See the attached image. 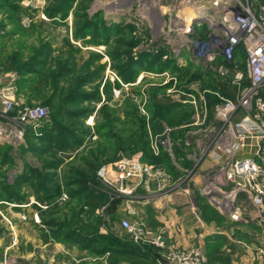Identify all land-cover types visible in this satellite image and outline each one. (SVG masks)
Segmentation results:
<instances>
[{"label":"rangeland","instance_id":"374dc122","mask_svg":"<svg viewBox=\"0 0 264 264\" xmlns=\"http://www.w3.org/2000/svg\"><path fill=\"white\" fill-rule=\"evenodd\" d=\"M191 2L0 0V47L8 52L5 59H0V83L10 81L22 89L20 92L25 95L27 106L48 108L47 118L33 123L35 134L50 125V100L62 107L61 126L75 130L77 134H82L86 128L91 130L82 135L87 138L78 147L61 143L59 150H47V145L37 139L31 147L26 131L19 134L17 126L0 119V264H30L28 251L31 247L23 239V228L28 226L30 219L38 224H29L31 230L27 229V232L45 242L63 243L66 247L93 242L78 236L92 231L89 228L92 220L88 209L78 208L63 186L68 166H55V163L70 152L88 149L95 141L110 143L117 152V157L102 162L97 170L100 181L113 196L107 208L97 210L104 218L101 232L110 231L128 241L129 237L120 226L121 220L137 210L141 200L146 202L150 214L151 202L163 198L164 206L174 205L177 212L182 213L180 226L187 221L203 222L207 229L212 228L210 223L218 224L222 230H233L235 239L261 248L264 255V220L247 198L241 196L238 201L245 213L253 211L245 225L229 222L209 200H198L199 186L215 187L218 184V165L228 156L211 151L196 164L201 149L199 134L193 135V132L210 123L219 128L215 120V105L219 100L205 90L210 89L216 79H229L230 76H222L215 65L194 62L192 42L207 37L209 24L206 19H200L197 22L200 25L192 34L183 32L184 25L198 5H208L210 0ZM149 53L153 55L144 59L143 56ZM154 55H159L160 60H174L179 69L152 68L150 62L155 59ZM243 61L242 57L237 63ZM7 72L10 75H6ZM188 93L194 94L198 102L206 96V125L195 124L202 107L187 101ZM25 106L15 103L13 109L20 111ZM96 125L101 126L99 134ZM145 131L152 152L156 156L166 152L173 167L168 168L150 156L144 158L145 149L137 142ZM57 134L63 133L59 130ZM61 141L58 139L56 143ZM122 141L126 143L122 144ZM133 157L153 166L157 174L148 178V183L123 181L124 186L133 189L131 194H124L119 191L121 180L115 166L117 162ZM107 165L111 166V172L104 176L110 183L100 175L102 167ZM34 183H41L47 189L59 188L56 194L51 192L55 198L47 199L52 203L38 201ZM184 190L189 191L185 193ZM221 190L228 194L231 186L224 185ZM17 195H23L25 199L8 200ZM29 200L31 206L24 207ZM37 206L46 212L44 216L56 218L60 223H44ZM162 216L159 224L167 226L169 216L167 213ZM150 221L147 220L148 227L160 229ZM215 236L206 235L207 246L217 243L219 247L225 244L227 247L221 252L207 247L212 264H232L231 260L237 257L240 261V256L247 255L243 242L233 243L225 235ZM169 237L167 240L174 249L203 242L197 236H192L186 244L174 235ZM184 238L187 239V235ZM41 253L46 254V264H70L69 251L55 254L51 246ZM54 255L61 256L55 259ZM123 258L128 264H155L130 254Z\"/></svg>","mask_w":264,"mask_h":264},{"label":"built area","instance_id":"2783aa9c","mask_svg":"<svg viewBox=\"0 0 264 264\" xmlns=\"http://www.w3.org/2000/svg\"><path fill=\"white\" fill-rule=\"evenodd\" d=\"M187 1L192 3V0ZM205 6L202 3L197 9ZM209 9L207 37L192 42L194 62L215 65L222 76L229 75L236 93L230 97L219 91L205 90L219 99L215 105L218 129L211 123L206 125V96L203 95L198 102L194 94L188 93L187 101L195 106L199 103L202 107L195 124L206 125L193 132V135L199 134L201 149L195 163L198 164L211 151H220L228 156L218 165V184L215 187L199 186V191L233 221L248 222L251 219L250 215H244L243 207L238 203L241 196L257 208L258 215L264 220V3L260 0H210ZM197 22L195 17L187 20L183 32L192 34L200 25ZM238 48L243 49L245 68L237 63ZM15 91L13 84H0V119L17 126L18 133L22 134L28 124L46 118L48 108L25 106L19 114L11 113ZM158 152L156 149V154ZM115 167L121 180L119 191L124 194H131L133 189L124 186L123 181L148 183V178L157 174L153 166L138 157L119 161ZM109 172V165L100 171L107 183L110 182L105 176ZM224 185L231 186L228 194L221 190ZM161 187L158 184V189ZM188 191L184 190L185 193ZM120 223L135 244H152L158 248L155 264H209L200 246L174 249L162 231L150 230L143 220L124 218Z\"/></svg>","mask_w":264,"mask_h":264},{"label":"trees","instance_id":"16d2710c","mask_svg":"<svg viewBox=\"0 0 264 264\" xmlns=\"http://www.w3.org/2000/svg\"><path fill=\"white\" fill-rule=\"evenodd\" d=\"M261 3H264V0H260ZM90 24V23H89ZM92 25V24H91ZM121 25V24H120ZM119 25V26H120ZM123 26V25H122ZM126 27V26H124ZM121 28V26H120ZM110 29V28H109ZM110 32V30H109ZM153 54L149 53V55L143 56L145 59L147 56H152ZM244 55L243 49L238 48L236 50V59L237 61L241 60L242 56ZM154 60L150 62V65H152V68H155L157 70L169 68L171 70H177L178 65L174 62V60H160V56H153ZM221 60V59H220ZM149 65V66H150ZM242 68H245V62H240L239 64ZM215 83L211 85V90L213 91H219L222 94L226 96L233 97L236 93V88L232 86L229 79H219L215 80ZM20 82L18 81V85L20 86ZM213 97H215L213 94L209 93ZM216 98V97H215ZM219 100L218 98H216ZM50 107H51V113H50V125L45 128H43V132L39 134H35L36 130L33 126L32 122L26 126V136L28 137V142L31 147H33V140L37 139L38 142L46 144L47 150H59L61 143H67L68 147H78L81 145L82 141L86 139L87 137H84L82 135H87L91 132L90 128H86V130L82 131V134H77L75 130H71L69 128H66L64 126H61L59 124V118L63 115L62 107L58 106L57 102L49 101ZM23 108L20 110L22 111ZM20 111H15L12 109L11 113L13 114H19ZM47 118V117H46ZM45 119V118H44ZM42 119V120H44ZM41 121V120H40ZM143 129L145 126V123L143 122ZM97 133H101V126L96 125L95 127ZM61 131L63 134H57L58 131ZM84 133V134H83ZM146 131L145 135L141 137V139L137 142V145L142 146L143 149H145V157H153L158 160L159 163L162 165L170 168L173 167L171 159L169 155L166 152H161L160 155L156 156L151 148H150V142L146 137ZM119 137V140H121V137ZM60 139L63 140V142L56 143V140ZM94 141H92L93 143ZM126 143L125 141H122ZM115 149L113 150L112 145L107 142H100L95 141L88 149L80 150L78 152H70L67 154V156L62 157V159H59L56 161L55 166L57 165H67V171H65V177L63 180V186L64 188H67V191L69 192L70 199H74L76 201V206L78 208H87L88 213L91 217V225L89 228H92V231L88 233V235L83 233H80L78 236L80 237H86L87 239H91L93 242L101 243L104 246V251L110 252V260L109 264H122L121 261H125L123 258V255L126 256L127 254L133 255L137 254L141 258H144L147 261H151L152 263L155 262L156 255L158 254V248L152 244H144L142 246H139L135 244L132 240L124 241L117 236H115L113 232L108 231L107 233L100 231V225L104 222L103 216L99 215L97 213V210L103 207H108L112 200L113 196L106 190L104 184L100 181L97 170L102 164V162L107 161L108 159H112L117 157ZM44 165L47 166L46 163ZM46 177V176H45ZM34 188L37 190V199L39 202H50L47 201V199H53L54 194H56L59 190V188L56 186L54 188H46L41 185V183H34ZM74 185H77V188L72 189ZM62 188V187H61ZM72 189V190H71ZM50 191V192H49ZM55 192L52 194L51 192ZM42 195L41 196V193ZM198 200H205L208 201L204 196H201L199 193ZM25 199L24 196H13L9 201L12 200H23ZM241 198H239L240 200ZM74 202V201H73ZM57 202L55 201V204ZM75 203V202H74ZM215 207V206H214ZM39 209V212L42 214V220L44 223L48 225H55L58 222L56 218H50L44 216L46 212L43 210L42 207L37 206ZM77 210V208H76ZM81 213V212H79ZM221 213V212H220ZM78 214V213H77ZM57 224V225H58ZM67 225V224H66ZM83 231V229H79ZM58 234V232H57ZM59 235V234H58ZM219 236V235H217ZM224 236V235H222ZM59 237V236H58ZM208 247H211L212 250L217 251L218 248H220L217 243L211 244ZM211 256V254H210Z\"/></svg>","mask_w":264,"mask_h":264},{"label":"crops","instance_id":"0c3cea01","mask_svg":"<svg viewBox=\"0 0 264 264\" xmlns=\"http://www.w3.org/2000/svg\"><path fill=\"white\" fill-rule=\"evenodd\" d=\"M201 9H203V11H200ZM201 9H197L196 12L193 14L192 17H195L196 20H200V19H206L207 21H209V13L211 12L209 9V4L206 5L204 8ZM8 52L5 51L4 47H0V59H5V55H7ZM4 66V63H2ZM6 64H9V62H7ZM6 75H10L8 72L5 73ZM1 85H8V84H13L16 86V91H15V103H22L25 104L27 106L26 103V97L25 95L20 92L19 87L14 84L13 82L10 81H6L4 83H0ZM0 103L1 99H0ZM198 186V185H197ZM197 189V187H195ZM201 196V193H199ZM207 200H209L206 196H204ZM168 199V198H167ZM142 202L140 203V206H137V210H135L134 212H132V214L130 213L128 218L132 221L134 220H143L145 222V225L147 226V228H149L150 230L153 231H162L165 235L166 238H169L171 235L176 236L177 238H181L182 241L181 243H187V241H189V239L192 236H197L200 239L199 244H195V245H189L188 247H184V248H189V247H193V246H200L204 252L206 253L207 257H208V261L209 264H212L210 262V255L207 251V244L206 243V235H225L227 236L231 242L233 243H238L241 244L243 241L241 239H235L233 237L234 235V231L233 230H222V226L218 225V224H214V223H210L212 228L209 226V229H207L206 224L204 225V223L200 222L198 223H193L190 221H187V223H185L183 226H180V219H182V213H178L177 209L174 205L172 206H164L163 198H158L155 201L151 202V210H150V214H148L147 210H146V205L143 200H141ZM31 200H29L28 202H26L24 204V207H30L31 206ZM215 206V205H214ZM217 208V207H216ZM126 208L123 207L122 210H125ZM245 209V208H244ZM246 210V209H245ZM220 211V210H219ZM221 212V211H220ZM162 213H167V215L169 216V223L167 226H161V224H159L161 222V218H163ZM193 213V212H192ZM245 213V212H244ZM125 214H127L125 212ZM149 216H146V215ZM221 214L229 221V222H235V223H241L243 225H245L248 222H236L233 221L228 215L224 214L223 212H221ZM197 215V214H195ZM245 216L250 215L252 217L253 215V211H249L248 213L244 214ZM149 217H151L152 219H150ZM200 219V218H199ZM147 220H152L150 222H153L154 225L157 228H160L159 230H155V229H151L150 227H148L147 224ZM28 223V224H27ZM26 224L28 225L27 227L23 228V236H24V241H26V244H29L31 249L28 251V255H29V260H30V264H46L47 259H46V254L41 253L40 251H46L48 250V247L53 246L55 254H57L56 252H62L65 251H69V262L70 264H109V260H110V252L109 251H104V246L101 243H97V242H83V243H75V244H71V246L66 247L63 243L61 244H54L52 242H45L43 241L41 238H37L35 236H33V234L31 232H27V229L30 231L31 230V226H29V224H34L37 225V221L34 222V220L30 219L29 222H27ZM150 225V224H149ZM121 226V224H120ZM161 226V227H160ZM154 227V228H155ZM121 228L124 230L125 235H127L129 237V235L126 233L125 229L121 226ZM103 231V230H102ZM105 232V231H103ZM208 232V233H207ZM187 235V239L184 238L183 236ZM215 236V237H216ZM203 239V240H201ZM129 240L130 237H129ZM169 242V241H168ZM245 244V242H243ZM242 243V244H243ZM182 246V245H179ZM242 246V245H241ZM245 246L247 247V255H242L240 256V261L237 259L231 260L232 264H262L263 260H264V255H263V251L258 248H256L254 245H250V244H245ZM227 247V244H225L223 247L221 246L220 248H218L217 251H222V249H225ZM8 248V247H7ZM68 248V249H67ZM35 250H38L39 253H33ZM34 255H31V254ZM126 255H129L126 253ZM55 259L57 258V255H54ZM61 255H59V257L57 259L60 258ZM125 256V255H123ZM132 256L137 257L138 255L133 254ZM233 257H235L233 254L231 255ZM140 257V256H138ZM141 258V257H140ZM122 264H128L127 261H121Z\"/></svg>","mask_w":264,"mask_h":264},{"label":"water","instance_id":"95a60500","mask_svg":"<svg viewBox=\"0 0 264 264\" xmlns=\"http://www.w3.org/2000/svg\"><path fill=\"white\" fill-rule=\"evenodd\" d=\"M197 18H198V17H197ZM197 18H196V19H197Z\"/></svg>","mask_w":264,"mask_h":264}]
</instances>
